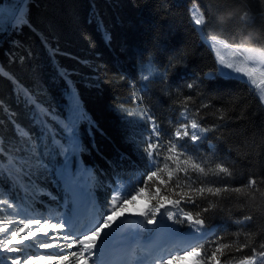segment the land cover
<instances>
[{
  "label": "trees",
  "instance_id": "1",
  "mask_svg": "<svg viewBox=\"0 0 264 264\" xmlns=\"http://www.w3.org/2000/svg\"><path fill=\"white\" fill-rule=\"evenodd\" d=\"M193 1L206 14L211 5L213 19L205 35L229 43L251 37L253 43L264 44V0H0V148L7 156L9 149L23 144L15 137L14 125L29 130L32 150L38 148L45 157L52 153L48 173L36 183L56 198L53 201H63V186L49 173L62 159L50 139L57 145L67 141L55 124L71 116L72 96L65 81L78 93L85 117L79 126L84 145L79 160L95 170L101 183L92 191L101 204L110 195L107 185L114 169L131 176L132 169L146 163L141 140L148 122L140 120L139 113L147 108L163 132H171L169 121L175 123L181 109L175 103L182 98L178 90L196 100L193 111L201 102L211 105L200 113L204 127L223 125L206 134L199 152L211 155L208 145H214L216 155L233 167V186L246 183L249 175L264 178V106L245 80L209 78L219 75L218 66L208 43L189 23ZM17 11L25 15L22 28L14 27ZM244 11L249 13L247 21L240 19ZM196 82L199 89L186 87ZM217 109L226 112L223 121ZM0 162L7 165L2 157ZM0 190L10 192L6 186ZM19 196L24 198V192ZM248 214L253 220L247 227L233 223ZM208 216V226L216 228L217 235L232 239L237 231L251 232L257 243L264 241V209L241 208L238 201L225 200Z\"/></svg>",
  "mask_w": 264,
  "mask_h": 264
},
{
  "label": "snow or ice",
  "instance_id": "2",
  "mask_svg": "<svg viewBox=\"0 0 264 264\" xmlns=\"http://www.w3.org/2000/svg\"><path fill=\"white\" fill-rule=\"evenodd\" d=\"M207 7V14L195 3L190 9L189 23L202 34L213 19L211 5ZM12 19L14 27L24 26L25 15L19 11ZM215 19L222 22L219 16ZM240 19L247 21L249 13L242 12ZM205 40L222 66L216 70L218 76L208 74L209 78L245 80L264 106V44L253 43L251 37L228 43L215 34L206 35ZM218 45L230 51V60L217 50ZM65 83L72 96L71 116L55 124L67 141L57 145L54 138L50 139L53 151L62 159L57 161L60 167L49 173L63 186V211L45 215L36 210L35 205H43L39 197L56 199L36 183L48 173L52 153L45 157L38 148L33 151L31 132L14 125L15 137L23 144L13 146L7 156L0 148V157L7 161V165L0 162V188L10 190H0V264H175L189 257L190 264H264V241L257 243L256 235L237 231L227 239L208 226V214L225 200H236L241 208L264 209V190L260 187L264 178L249 175L246 183L233 186V167L216 155L215 146L208 145L211 155L199 152L206 134L223 126L202 125L200 113L210 104L201 102L193 111L196 100L178 90L176 95L182 98L175 103L181 109L177 121H169L172 131L167 134L150 111L143 109L139 119L148 122L147 134L141 140L146 163L132 169L131 176H121L114 169L107 185L110 195L101 204L92 191L101 182L95 170L79 160L84 151L79 126L85 117L78 93ZM186 87L199 89L200 84L188 83ZM196 97L202 100V93L197 91ZM136 99L142 102L138 92ZM216 112L223 121L226 112ZM127 114L137 115L132 111ZM44 117L52 119L49 111H44ZM138 198L145 200L143 207L130 212L128 206ZM252 220L248 214L233 223L243 229Z\"/></svg>",
  "mask_w": 264,
  "mask_h": 264
},
{
  "label": "rangeland",
  "instance_id": "3",
  "mask_svg": "<svg viewBox=\"0 0 264 264\" xmlns=\"http://www.w3.org/2000/svg\"><path fill=\"white\" fill-rule=\"evenodd\" d=\"M197 4V2L193 1L189 4V8L191 9L192 5L193 4ZM198 5V4H197ZM200 33V32H199ZM201 34V37L203 38V40L208 43L206 40H205V34L203 33H200ZM222 39V38H221ZM224 40V39H223ZM226 41V40H225ZM227 42V41H226ZM229 43V42H228ZM209 45V43H208ZM217 50H219L221 52L222 55L225 56L226 59L230 60L231 59V54H230V51L229 50H226V49H223L222 47H220L218 45V48ZM213 51V54H214V57L216 59V62H217V58H216V51ZM217 69L222 67L221 65H218L217 63ZM225 71H231V70H228V69H224ZM236 75H239V74H236V73H233V76H236ZM258 96V95H257ZM60 165H58L56 168H59ZM23 186V184H22ZM64 192V190H63ZM38 199L42 200L43 201V205L41 204H37L35 205V208L38 212H41V213H44L45 215L48 214L49 211L55 213V212H58V211H63V208L60 207V205H62L63 201L61 202H55L53 200H49V198L47 196H42V197H39ZM144 201H142L140 198L137 199V202L133 205V204H130L128 207H129V211L130 212H134L136 211L138 208L140 207H143L144 205ZM190 261H191V258H187L185 260H182V261H178V262H175V264H190Z\"/></svg>",
  "mask_w": 264,
  "mask_h": 264
}]
</instances>
